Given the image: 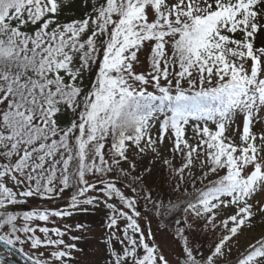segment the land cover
<instances>
[{"label":"snow or ice","instance_id":"6c2138e0","mask_svg":"<svg viewBox=\"0 0 264 264\" xmlns=\"http://www.w3.org/2000/svg\"><path fill=\"white\" fill-rule=\"evenodd\" d=\"M76 6L0 0V244L28 264H73L83 249L64 237H81L57 219L103 204L104 264H264V231L239 239L264 224V0H92L61 22ZM130 152L162 162L175 199L145 183L151 166L134 175ZM68 190L62 206L8 210ZM141 197L175 260L138 222Z\"/></svg>","mask_w":264,"mask_h":264},{"label":"rangeland","instance_id":"374dc122","mask_svg":"<svg viewBox=\"0 0 264 264\" xmlns=\"http://www.w3.org/2000/svg\"><path fill=\"white\" fill-rule=\"evenodd\" d=\"M73 2L77 5L69 9L65 12L64 15L61 16V22H68L73 18H83L85 11H90V5L92 0H88V4H84L83 0H73ZM264 43V35H257L255 39V44L258 46ZM150 55V49L145 47V49L140 53V60L141 66L137 67V71H142L147 69V57ZM151 90V89H149ZM264 115V113H261ZM64 118V117H63ZM158 127V126H157ZM214 127V126H213ZM242 130V119H238L235 124L232 125L231 129L226 133L229 136L236 135L238 136L239 133L237 132V128ZM255 130V129H254ZM155 134V129L153 130ZM187 136L191 138L193 136L191 128L188 129ZM171 148V142L165 139L164 145L162 146V150L164 154L171 159V153L169 149ZM130 158H134L137 164V173L139 174L143 172V170L149 166H151L152 171L149 174L145 175V183L151 187L154 193H158L161 195H172L173 199H175V195L171 193V188L169 187L170 180L168 176V172L166 168L163 166L160 160H156L155 163H151L150 161L154 159L152 156H145V157H133L132 153H129ZM180 159L179 157L176 158L174 161L175 164H179ZM122 166L124 168L128 167L127 163L122 162ZM121 183H126V181L122 180ZM200 185L198 184L197 187ZM127 192V194L131 195L130 191L127 189H123ZM71 190L66 191L63 194V198L56 202L52 201H45L39 198H28L26 203L30 205L37 206V207H49V208H56L57 206H62L67 203L68 198L71 196ZM99 195V194H98ZM264 198V195L261 196ZM119 205V201H116ZM16 205L10 206L8 209L9 211H18L15 208ZM14 207V208H11ZM150 206H146L143 198L141 197L139 200V204L137 206L138 210L141 211V218H138V222L140 223L141 227H151L152 232L154 233L158 242L163 243L168 251L169 259L175 260L176 257L173 253L179 251L178 247L172 241V236L170 233L166 232L163 228V225L160 220H158L152 213L149 211ZM20 211V210H19ZM109 210L103 205L100 204L96 208H88V211H77L71 217H65L63 220L57 219V226L63 228L64 224L71 225L73 231L70 232L72 236H79L81 237L78 241H69L68 236H65L64 239L68 242H74L77 244L78 248L83 249L82 252L74 253V261L73 264H104L106 253L104 250V245L102 243V239L107 231L106 223L108 219ZM41 226H44L43 222H36ZM76 224L84 225L85 227L79 231L74 230ZM52 227L53 225H48ZM261 231H264V224L258 222L255 228L253 229L252 233L245 232L244 235L240 236L239 239L241 241V250H243V246L245 242L251 238V236L258 235ZM39 234V233H38ZM42 236V234H39ZM210 235V234H209ZM196 240L198 243H203L207 246L211 240L208 236H205L202 233H197ZM19 246V245H18ZM25 252H32L30 246L25 244L24 246ZM236 252H233V258L235 257Z\"/></svg>","mask_w":264,"mask_h":264},{"label":"water","instance_id":"95a60500","mask_svg":"<svg viewBox=\"0 0 264 264\" xmlns=\"http://www.w3.org/2000/svg\"><path fill=\"white\" fill-rule=\"evenodd\" d=\"M24 208L26 207H23V209ZM0 261L2 264H28L25 256L21 252L15 250L8 251L7 248L2 244H0Z\"/></svg>","mask_w":264,"mask_h":264},{"label":"trees","instance_id":"16d2710c","mask_svg":"<svg viewBox=\"0 0 264 264\" xmlns=\"http://www.w3.org/2000/svg\"><path fill=\"white\" fill-rule=\"evenodd\" d=\"M95 80V69L93 70L92 73L88 74L86 77H85V80H84V85H85V90H87L88 87H90V84L91 82ZM72 114L70 112L66 113V115L64 116L63 120L64 122H70L71 119H72Z\"/></svg>","mask_w":264,"mask_h":264}]
</instances>
